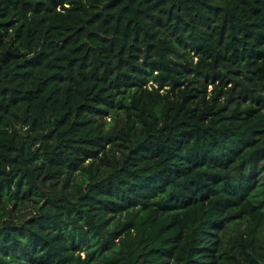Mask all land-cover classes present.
I'll list each match as a JSON object with an SVG mask.
<instances>
[{
	"label": "trees",
	"instance_id": "obj_1",
	"mask_svg": "<svg viewBox=\"0 0 264 264\" xmlns=\"http://www.w3.org/2000/svg\"><path fill=\"white\" fill-rule=\"evenodd\" d=\"M0 264H264V0H0Z\"/></svg>",
	"mask_w": 264,
	"mask_h": 264
}]
</instances>
